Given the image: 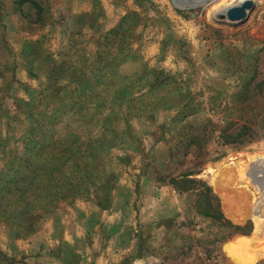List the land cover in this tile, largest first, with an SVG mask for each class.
Masks as SVG:
<instances>
[{
  "label": "rangeland",
  "instance_id": "obj_1",
  "mask_svg": "<svg viewBox=\"0 0 264 264\" xmlns=\"http://www.w3.org/2000/svg\"><path fill=\"white\" fill-rule=\"evenodd\" d=\"M0 184V264H264V0H0Z\"/></svg>",
  "mask_w": 264,
  "mask_h": 264
},
{
  "label": "trees",
  "instance_id": "obj_2",
  "mask_svg": "<svg viewBox=\"0 0 264 264\" xmlns=\"http://www.w3.org/2000/svg\"><path fill=\"white\" fill-rule=\"evenodd\" d=\"M57 69H58V67H57ZM57 69H55V68L52 69V73L56 72ZM72 103H73V102H72ZM73 104H74V103H73ZM40 128H41V124H40ZM37 130H38V128H37ZM54 143H56V142L50 143V145H54ZM40 148H43V146L38 147L37 152H38V151H41ZM58 149H59L60 153H62L63 156H65L66 158L74 157V160H75L76 154L74 153V151H73L68 145H65L62 141H59V142H58ZM23 157H24V156H18L17 159H18V160H22ZM66 158H65V159H66ZM53 160H55V161L57 162V166H54V167H51V166H50V172H57V169L60 168L61 164H64V161L62 162L63 159H62L61 155L59 154V152H58V155H56L55 158H53ZM23 161L27 162V157L24 158ZM42 161L45 162L46 159H43ZM12 165L14 166L15 164L13 163ZM11 168H12V167H11ZM87 174L90 175L89 173H87ZM50 177H52V176H50ZM17 181H18V180H17ZM17 181H16L15 183H17ZM19 181L23 182V181H25V179L22 178V179H20ZM170 182H171V183H175V180H174V179H171ZM40 185H43V184L41 183ZM54 185H57V189H58V190L61 188V185H59L58 183H57V184H54ZM28 187H29V185H27V186L14 185V187L11 188V187H6V185H4V184H0V191H1V189H3L5 192H8V194H10L9 196H13V197H15V198H14V201L16 202V197H20V196H22V195L24 194V192H25L26 190H28ZM36 189H37V188H36ZM205 189H206L207 192H210V187H209L208 185L205 186ZM85 190H86V187L84 188V191H85ZM71 191H72V190H71ZM58 192H60V191H58ZM61 193H62V192H61ZM60 197H61V196H60ZM61 198H62V197H61ZM205 198H206V196H205ZM215 198H216V197H215ZM2 200H3V199H2ZM201 214H202L203 216L211 217V218H213V219H220V218L222 217V214H221L219 211H217V212H212V211L209 209V206H207L205 209H203V212H201Z\"/></svg>",
  "mask_w": 264,
  "mask_h": 264
},
{
  "label": "water",
  "instance_id": "obj_3",
  "mask_svg": "<svg viewBox=\"0 0 264 264\" xmlns=\"http://www.w3.org/2000/svg\"><path fill=\"white\" fill-rule=\"evenodd\" d=\"M246 5H249V4H245L244 6L242 5V6L230 8L226 12L227 18L229 20L241 19L245 15V10L244 9H245Z\"/></svg>",
  "mask_w": 264,
  "mask_h": 264
}]
</instances>
